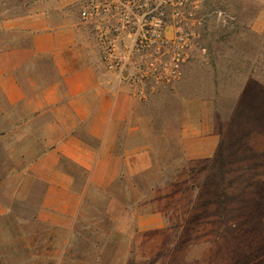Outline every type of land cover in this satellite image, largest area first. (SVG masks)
<instances>
[{
	"label": "rangeland",
	"instance_id": "374dc122",
	"mask_svg": "<svg viewBox=\"0 0 264 264\" xmlns=\"http://www.w3.org/2000/svg\"><path fill=\"white\" fill-rule=\"evenodd\" d=\"M195 1L180 23L191 39L180 80L136 97L151 165L132 179L131 218L119 207L106 214L108 195H89L59 256L33 257L57 246L4 194L19 181L6 184L0 140V198L13 207L0 219V264H264V0ZM164 12L173 37L172 9ZM187 142L211 143L213 158L188 160Z\"/></svg>",
	"mask_w": 264,
	"mask_h": 264
},
{
	"label": "crops",
	"instance_id": "0c3cea01",
	"mask_svg": "<svg viewBox=\"0 0 264 264\" xmlns=\"http://www.w3.org/2000/svg\"><path fill=\"white\" fill-rule=\"evenodd\" d=\"M81 2L0 0V140L6 184L19 181L4 194L23 201L22 222L41 226L43 241L57 246L33 257L59 256L89 195H108L106 214L119 207L130 219L132 179L151 165L135 87L103 67ZM186 144L188 160L213 158L211 143ZM9 203L0 198V219L13 210Z\"/></svg>",
	"mask_w": 264,
	"mask_h": 264
},
{
	"label": "built area",
	"instance_id": "2783aa9c",
	"mask_svg": "<svg viewBox=\"0 0 264 264\" xmlns=\"http://www.w3.org/2000/svg\"><path fill=\"white\" fill-rule=\"evenodd\" d=\"M79 15L93 32L106 71L128 80L146 99L180 80L191 39L180 23L194 16L195 0H82ZM164 7L175 35L165 34Z\"/></svg>",
	"mask_w": 264,
	"mask_h": 264
}]
</instances>
